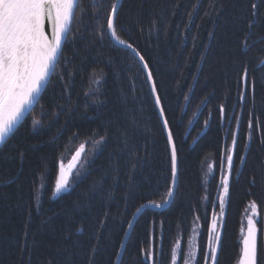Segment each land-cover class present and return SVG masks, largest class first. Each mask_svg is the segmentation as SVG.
<instances>
[{
	"label": "trees",
	"instance_id": "16d2710c",
	"mask_svg": "<svg viewBox=\"0 0 264 264\" xmlns=\"http://www.w3.org/2000/svg\"><path fill=\"white\" fill-rule=\"evenodd\" d=\"M77 2L85 11L77 9L39 103L15 138L0 148V264H113L135 209L163 203L171 186L170 147L145 72L128 49L97 35L102 19L92 15V5L110 6L113 0ZM248 5L249 0H122L119 5L118 34L149 62L178 154L175 197L162 211L141 212L119 264H144L149 252L156 264H171L177 241L181 264L193 229L198 248H206L231 133H238V144L220 264H235L240 256L239 230L248 203L255 201L263 216L264 43L241 53ZM242 64L250 76L243 102ZM250 117H258L261 126L254 121L249 129ZM100 135L106 143L94 146ZM82 143L79 175L73 174L67 190L53 198L59 163ZM17 148L24 152L22 160ZM240 155L247 156L246 163H240ZM11 176L16 182H3ZM259 221L258 256L264 264ZM197 258L203 264L199 252Z\"/></svg>",
	"mask_w": 264,
	"mask_h": 264
},
{
	"label": "snow or ice",
	"instance_id": "6c2138e0",
	"mask_svg": "<svg viewBox=\"0 0 264 264\" xmlns=\"http://www.w3.org/2000/svg\"><path fill=\"white\" fill-rule=\"evenodd\" d=\"M92 7L94 9L92 15L98 21L102 19V22L98 23V38L103 40L105 35H107L111 40L130 49L132 54L138 57L142 70L146 74V83L150 87V93L155 99V107L159 109L158 116L161 120L162 131L166 134L167 144L170 146L171 186L167 190L166 198L163 203L151 201L147 205L141 204L133 213V217H135L145 207L161 208L175 197L178 173L177 146L166 107L162 102L159 85L154 78L149 62L132 43L121 38L118 34V3L113 0L110 6L93 4ZM77 9L81 12L85 11L77 0H0V144H6L15 138L25 115L35 104L39 103L42 90L47 85L51 74L63 56V44L72 32V24L78 19L76 15ZM261 9H264V0H249V17L245 21V31L241 39V53L246 52L248 48L256 43H264V12H261ZM45 21L50 24V32L45 31ZM63 78L61 76V79ZM94 82L100 83L99 80ZM240 82L244 86V91L240 93L239 100L243 102L247 97L250 83L249 69L246 64L241 65ZM251 83L254 100V80ZM65 87L67 86L65 85ZM85 95L87 96L88 93H85ZM187 99L188 97L185 96V100ZM219 113L222 118H226L224 105H220ZM235 119L239 125V118ZM254 121L255 127L259 128L261 126L258 117H250L248 121L249 129H253ZM204 124L207 126L208 121H204ZM125 136L127 137L126 130ZM231 137V146H226L221 162V192L218 197L220 219L218 220L215 215L213 216L211 226L208 229L209 236L205 249L201 250L198 248L195 236L190 241L192 248L188 256L192 264H200V259L197 258L198 252L203 264H220L219 252L222 246L220 229L223 227L225 206L230 195V178L234 171L238 133H231ZM251 139L252 135L249 133L248 140L251 141ZM104 143H106L105 135H100L99 139L93 141L94 146ZM261 145H264V139L261 140ZM243 147L246 152L248 144L245 143ZM84 152L85 145L82 143L67 165L63 161L59 163V178L55 182L53 195H58L62 191L67 190L72 170L77 168V164ZM17 155L22 160L24 152L17 148ZM238 159L241 164H244L247 156L240 155ZM76 175L78 176L79 172ZM3 182L14 183L16 182V177L11 176ZM255 183L256 178L253 176L251 180L252 186H255ZM35 210L37 212L42 211V204L37 203ZM258 216L257 203L252 201L250 214L247 217L246 232L243 227L241 228L242 248L238 264H260L258 231L261 230L257 228V224L260 222ZM128 227H132L131 221H128ZM120 248H125L123 242H121ZM95 250L94 246L93 254ZM141 251H144V249H141ZM164 254V250L161 249V259ZM181 255V244L178 241L171 252V264H177V260ZM149 261L156 264V257L153 252H149L145 256L144 264H148ZM89 264H92V262L90 261ZM184 264H189V260L185 259Z\"/></svg>",
	"mask_w": 264,
	"mask_h": 264
},
{
	"label": "rangeland",
	"instance_id": "374dc122",
	"mask_svg": "<svg viewBox=\"0 0 264 264\" xmlns=\"http://www.w3.org/2000/svg\"><path fill=\"white\" fill-rule=\"evenodd\" d=\"M74 155V154H73ZM72 157V156H71ZM71 157H70V159H68L67 161H64V163H65V165H67V163L71 160ZM225 167H226V164H225ZM81 168V167H80ZM79 167H77L76 169H73L72 170V175L73 174H76L78 171H79V169H80ZM221 176H222V171H221V173H220V181H219V183H220V187H219V190H218V194H217V196H216V203L218 204V197H219V195H220V192H221ZM71 177V176H70ZM70 177H69V179H70ZM59 178V165H58V172H57V179ZM56 179V180H57ZM54 191H55V186H54V189H53V193H54ZM63 192V191H62ZM61 192V193H62ZM60 194V193H59ZM58 194V195H59ZM58 195H53V197H56V196H58ZM226 204H227V202H226ZM250 205H251V202L250 203H248V205L246 206V209H245V211H244V213H243V216H242V219H241V227H240V230H239V242H240V255H241V248H242V232H241V228L243 227L244 229H245V232H246V229H247V217H248V215L250 214ZM225 209H226V206H225ZM224 214H225V211H224ZM216 216L217 217V219L219 220L220 219V209H219V206H218V209L216 210V212L213 214V216ZM224 217V216H223ZM258 219L259 220H261L262 219V224H263V228H264V213H263V216L261 217L260 215L258 216ZM212 220H213V218H212ZM212 220H211V222H210V225H211V223H212ZM257 228L258 229H260V227L258 226V224H257ZM220 231H222V229H220ZM260 233V231H258V238H259V234ZM195 236V242H196V245H197V237H198V231L196 230V229H193L192 230V233H191V235H190V238H189V240H188V243H187V245H186V250H185V252H184V255H183V259H182V262H181V264H184V260L185 259H188L189 260V264H192V261H191V259L189 258V256H188V253H189V251H190V249L192 248V244L190 243V241L193 239V237ZM262 239H263V246H264V230H263V233H262ZM178 242V241H177ZM176 242V243H177ZM180 243V242H179ZM176 245V244H175ZM175 245H174V247H175ZM173 247V248H174ZM239 259H240V256H239V258H238V260L236 261V263L235 264H238V262H239ZM179 260V259H178ZM178 260H177V264H178Z\"/></svg>",
	"mask_w": 264,
	"mask_h": 264
},
{
	"label": "water",
	"instance_id": "95a60500",
	"mask_svg": "<svg viewBox=\"0 0 264 264\" xmlns=\"http://www.w3.org/2000/svg\"><path fill=\"white\" fill-rule=\"evenodd\" d=\"M121 1L122 0H115V2H117L118 3V5H120V3H121ZM50 24H49V22L48 21H45V31L46 32H50ZM111 40V39H110ZM114 44H116L117 46H120V47H123V48H126L124 45H120V44H118V43H116L114 40H111ZM127 49V48H126ZM130 52H131V50L130 49H128ZM132 53V52H131ZM137 60H138V62H139V59H138V57H135ZM140 63V62H139ZM140 65H141V63H140ZM141 67H142V65H141ZM146 75V74H145ZM44 90V89H43ZM43 90H42V92H43ZM42 92H41V94H42ZM40 94V95H41ZM153 97V96H152ZM153 99H154V97H153ZM154 103H155V99H154ZM34 107V106H33ZM33 107H32V109H33ZM31 109V110H32ZM157 109V112H159V109L158 108H156ZM30 110V111H31ZM30 111L25 115V118L27 117V115L30 113ZM25 118L23 119V121L25 120ZM22 121V122H23ZM161 121V120H160ZM162 125V124H161ZM166 135V134H165ZM2 145L3 144H0V148L2 147ZM170 147V146H169ZM178 176V175H177ZM176 180H177V178H176ZM176 187H177V182H176ZM171 201H172V199L170 200V202L168 203V204H165L163 207H161V208H155V207H151V206H148V207H145L144 209H142V211L143 210H145V209H152V210H155V211H162V210H164L167 206H169V204L171 203ZM147 204H149V203H145V205H147ZM141 211V212H142ZM141 213H139V214H137L135 217H133L132 216V219H131V223H132V227H133V223L135 222V220L138 218V216L140 215ZM132 227L131 228H129V227H127V229H126V231H125V233H124V236H123V239H122V242H123V244L125 245L126 244V241H127V239H128V236H129V234H130V232H131V229H132ZM123 250L124 249H121L120 247H119V250H118V254H117V257H116V260H115V264H119V261H120V259H121V257H122V254H123Z\"/></svg>",
	"mask_w": 264,
	"mask_h": 264
},
{
	"label": "bare ground",
	"instance_id": "6f19581e",
	"mask_svg": "<svg viewBox=\"0 0 264 264\" xmlns=\"http://www.w3.org/2000/svg\"><path fill=\"white\" fill-rule=\"evenodd\" d=\"M177 175H178V173H177ZM178 177V176H177ZM52 197H53V191H52ZM54 198V197H53ZM133 216V215H132ZM131 219H132V217L130 218V220L129 221H131ZM137 220V219H136ZM136 220H135V222H136ZM135 222L133 223V225H135ZM127 227H128V224H127ZM127 227H126V229H127ZM133 228V227H132ZM132 230V229H131ZM126 231V230H125ZM129 237V236H128ZM122 242V241H121ZM127 242V241H126ZM126 245V244H125ZM119 250V249H118ZM124 251V250H123ZM117 254H118V252H117ZM117 254H116V257H117ZM116 257H115V259H114V263L113 264H115V260H116ZM122 258V257H121ZM120 261H121V259H120ZM120 261H119V263H120Z\"/></svg>",
	"mask_w": 264,
	"mask_h": 264
}]
</instances>
